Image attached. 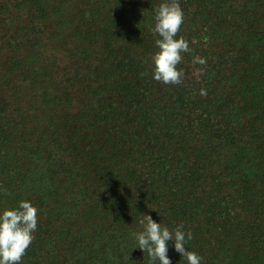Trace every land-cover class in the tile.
<instances>
[{
  "label": "trees",
  "instance_id": "obj_1",
  "mask_svg": "<svg viewBox=\"0 0 264 264\" xmlns=\"http://www.w3.org/2000/svg\"><path fill=\"white\" fill-rule=\"evenodd\" d=\"M160 2L0 0V208L39 210L22 264H150L143 212L201 264H264V0H180L179 84L152 76Z\"/></svg>",
  "mask_w": 264,
  "mask_h": 264
},
{
  "label": "clouds",
  "instance_id": "obj_2",
  "mask_svg": "<svg viewBox=\"0 0 264 264\" xmlns=\"http://www.w3.org/2000/svg\"><path fill=\"white\" fill-rule=\"evenodd\" d=\"M184 19L180 0H161L154 9L155 23L152 31L157 36V50L152 55V76L164 84L181 83L183 73L177 65L183 59L182 53L190 51L189 41L177 35ZM194 62L204 64L206 61L197 56ZM200 94L206 95V90L201 89ZM38 211L29 199H21L12 207L0 208V264H22V258L35 238ZM138 223L140 230L131 233L135 241L134 249L147 253L150 264H172L168 254L170 241L186 264H201L203 257L185 246L193 234L185 230L182 223L170 229L164 219L158 222L151 212H143Z\"/></svg>",
  "mask_w": 264,
  "mask_h": 264
},
{
  "label": "rangeland",
  "instance_id": "obj_3",
  "mask_svg": "<svg viewBox=\"0 0 264 264\" xmlns=\"http://www.w3.org/2000/svg\"><path fill=\"white\" fill-rule=\"evenodd\" d=\"M3 45H2V43L0 42V75L1 76H4V73H5V71H6V68H8V65L6 64V60L8 59V56L10 55V56H13V53L10 51V50H8V49H1V47H2ZM15 55V54H14ZM17 75L18 76H16L13 80H14V82H16V83H20V84H18V85H23V87L25 88V83H23V81H22V76L20 75V72L19 71H17ZM25 90V91H24ZM24 90H22V91H24V92H26L25 93V96L28 98V100H30L31 98H33V100L36 98V97H33V91H31V90H28L27 91V89H24ZM10 99H12V98H10ZM27 108H31V104H30V101H28V103L25 105Z\"/></svg>",
  "mask_w": 264,
  "mask_h": 264
}]
</instances>
